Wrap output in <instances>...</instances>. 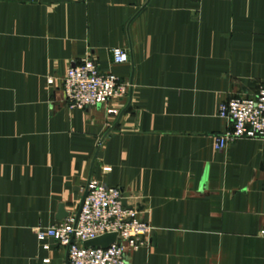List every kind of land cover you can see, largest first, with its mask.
<instances>
[{
	"label": "crops",
	"instance_id": "crops-1",
	"mask_svg": "<svg viewBox=\"0 0 264 264\" xmlns=\"http://www.w3.org/2000/svg\"><path fill=\"white\" fill-rule=\"evenodd\" d=\"M84 56L126 96L70 108ZM262 84L264 0H0V264H67L35 229L76 215L90 179L150 226L129 264H264V138L213 147L220 102Z\"/></svg>",
	"mask_w": 264,
	"mask_h": 264
},
{
	"label": "built area",
	"instance_id": "built-area-1",
	"mask_svg": "<svg viewBox=\"0 0 264 264\" xmlns=\"http://www.w3.org/2000/svg\"><path fill=\"white\" fill-rule=\"evenodd\" d=\"M115 64L128 62L122 48L111 49ZM48 77L47 83L52 84ZM128 83L116 75L101 71L90 56L68 67L62 77V91L70 108H84L108 103L112 98H123ZM218 116L227 122L226 128L213 136V147L223 149L229 142L240 138H264V84L253 97L236 96L225 99L218 106ZM108 170V168H104ZM78 216L35 229L36 238L43 242L50 238L67 249V264H129L126 252L150 245L147 235L149 224L139 216L136 203L123 205L121 188L90 179ZM126 200V199H125ZM108 233L116 239L107 247L85 246L83 242ZM264 238V224L259 229ZM48 249L47 243H42ZM44 264L49 259L43 260Z\"/></svg>",
	"mask_w": 264,
	"mask_h": 264
},
{
	"label": "water",
	"instance_id": "water-1",
	"mask_svg": "<svg viewBox=\"0 0 264 264\" xmlns=\"http://www.w3.org/2000/svg\"><path fill=\"white\" fill-rule=\"evenodd\" d=\"M86 193L87 192L84 191V194H83L79 209H78V211H77V213L75 215L76 217L78 216V214L80 212L81 206H82V204L84 202V198L86 196ZM122 203H123V205H125L126 204V200L123 199ZM66 217H68V213L63 211L62 206H60L58 218L62 219V218H66ZM115 239H116V234L115 233H108V234H104L102 236H99L97 238H94V239H91V240H87V241L83 242V245H85V246L107 247L111 242H114ZM67 263H68V259H67Z\"/></svg>",
	"mask_w": 264,
	"mask_h": 264
}]
</instances>
